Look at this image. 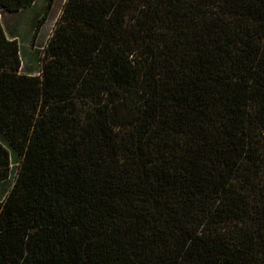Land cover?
Returning <instances> with one entry per match:
<instances>
[{
	"label": "trees",
	"instance_id": "1",
	"mask_svg": "<svg viewBox=\"0 0 264 264\" xmlns=\"http://www.w3.org/2000/svg\"><path fill=\"white\" fill-rule=\"evenodd\" d=\"M42 54L0 20V264H264V0H64Z\"/></svg>",
	"mask_w": 264,
	"mask_h": 264
},
{
	"label": "rangeland",
	"instance_id": "2",
	"mask_svg": "<svg viewBox=\"0 0 264 264\" xmlns=\"http://www.w3.org/2000/svg\"><path fill=\"white\" fill-rule=\"evenodd\" d=\"M64 0H53L47 20L42 25L34 43L31 44L32 33L36 21L44 9L45 0H36L32 6L17 12L0 11V20L6 36L9 39H16L20 49L21 72L24 74L36 75L40 68L42 48L50 37L53 26L60 15ZM0 143L4 144V138L0 134ZM17 157H11V173L16 169ZM11 174V175H12ZM8 184L0 186V196L8 189Z\"/></svg>",
	"mask_w": 264,
	"mask_h": 264
}]
</instances>
